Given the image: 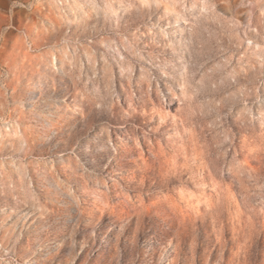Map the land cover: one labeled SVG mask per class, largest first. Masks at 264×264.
<instances>
[{
	"label": "rangeland",
	"instance_id": "obj_1",
	"mask_svg": "<svg viewBox=\"0 0 264 264\" xmlns=\"http://www.w3.org/2000/svg\"><path fill=\"white\" fill-rule=\"evenodd\" d=\"M0 264H264V0H0Z\"/></svg>",
	"mask_w": 264,
	"mask_h": 264
}]
</instances>
